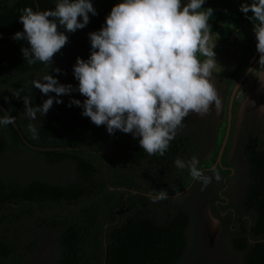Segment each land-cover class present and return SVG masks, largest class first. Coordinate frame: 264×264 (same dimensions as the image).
I'll list each match as a JSON object with an SVG mask.
<instances>
[{
	"label": "trees",
	"instance_id": "1",
	"mask_svg": "<svg viewBox=\"0 0 264 264\" xmlns=\"http://www.w3.org/2000/svg\"><path fill=\"white\" fill-rule=\"evenodd\" d=\"M55 2L3 0L0 35L24 30L19 21L22 9L38 10L37 3L40 11L54 9ZM118 2L93 0L98 15L89 14V33L102 28ZM28 46L27 41L0 40V98L30 144L64 150L34 151L8 125L0 129V162L9 152L23 153L43 159L51 167L67 165L68 170L61 183L0 175V264H185L191 210L169 199L154 202L155 197L146 194L178 187L190 176L187 170L177 169L174 161L199 156L208 141L205 124L188 116L185 127L161 156L146 153L132 134L117 131L107 135L102 126L82 115L81 107H68L72 97H59L62 104L54 103L46 116L32 121L25 114L24 99L36 106L38 93L28 77L46 68L40 63L27 64L21 50ZM90 55L89 40L86 51L69 57L72 71L78 57L87 60ZM4 61L23 78H3ZM3 115L0 109V117ZM30 123L37 128L38 139L29 131ZM234 129L233 118L230 139ZM69 147L76 150L69 151ZM237 153L248 182L239 203L223 206L234 232L230 243L243 264H264V134L257 132L253 122L243 129ZM223 166L224 159L216 169L223 172ZM205 174L212 175L210 170ZM222 179L220 193L225 194L227 180ZM194 181L186 188L194 186ZM220 193L217 200H221Z\"/></svg>",
	"mask_w": 264,
	"mask_h": 264
},
{
	"label": "clouds",
	"instance_id": "2",
	"mask_svg": "<svg viewBox=\"0 0 264 264\" xmlns=\"http://www.w3.org/2000/svg\"><path fill=\"white\" fill-rule=\"evenodd\" d=\"M206 0H119L99 31L89 33L91 55L78 57L74 77L78 88L63 84L50 74L55 54L68 43L67 33H75L98 15L93 0H56L54 9L21 10L23 31L13 39L27 41L22 48L27 64L40 63L47 69L31 81V87L49 96L42 106L25 98V114L32 120L46 116L54 103H63L64 95L76 90L86 99H70L83 109L82 115L97 126L106 125L109 134L117 131L139 138L149 155L163 156L171 142L185 127L191 114L206 116L215 107L220 111L222 99L214 82L219 66L211 42L209 21L214 9H205ZM240 11L253 22L259 65L264 69V0H245ZM252 15L249 16L248 13ZM82 18V20L80 19ZM64 28L65 31L60 29ZM54 71L59 75L60 68ZM9 114L0 117V129L12 125ZM34 139L38 130L28 125ZM200 159L177 157L174 166L207 187L213 179H222L216 168L205 175ZM177 193L175 198L181 196ZM167 190L158 191L154 202L168 200Z\"/></svg>",
	"mask_w": 264,
	"mask_h": 264
},
{
	"label": "rangeland",
	"instance_id": "3",
	"mask_svg": "<svg viewBox=\"0 0 264 264\" xmlns=\"http://www.w3.org/2000/svg\"><path fill=\"white\" fill-rule=\"evenodd\" d=\"M210 1L208 0V2ZM244 2L245 0H213L211 3L203 5L205 9L209 7L214 9L209 24L211 26V42L216 44L214 51L219 65L214 70V82L222 99V107L220 111H216L213 107L210 113L203 117L195 113L189 115L196 122L205 124L208 131V141L204 142L198 156L202 169L215 165L227 131L229 104L234 87L259 59L260 54L256 47L257 40L253 22L240 11V6ZM247 2L251 3V0H247ZM248 15L251 16L252 13L249 12ZM80 19L82 20V18ZM61 31L66 32L64 28ZM66 34L69 37L68 43L55 54L50 74L57 76L63 84H72L75 89L78 88L79 82L74 77L69 57L87 50L90 40L89 31L86 26L75 33L66 32ZM3 67L2 76L6 80L23 78L22 75L15 73L6 61H4ZM55 68L62 70L59 75L54 71ZM28 78L31 82L38 78V75ZM35 89L38 93L36 106H42L49 96H56L55 93L45 96L39 89ZM64 96L79 99L82 102L86 99L76 90L71 95ZM41 118L39 114L36 117L37 120ZM252 122L257 132L264 134V69H261L260 65L243 83L235 100V129L229 140V150L225 151L223 157L226 169L220 172L221 177L227 180L224 195L229 197V205L239 203L245 193L248 174L246 167L239 160L237 148L243 129ZM102 127L108 135L106 125H102ZM67 170V165L51 167L45 160H38L30 154L23 153L9 152L0 162V175L17 177L22 181L41 178L61 183L66 180ZM192 179L189 176L182 185L167 190L168 194L184 191ZM222 180L218 182L213 179L207 187L195 180V183L193 182L195 185L178 197L179 202L173 201L177 199L175 198L176 194L169 196V200L174 205H179V203L186 205L193 214L189 228L190 251L185 264H243L242 256L233 249L230 243L234 232L231 231L232 227L226 218L228 212L225 214L216 205L217 196L224 187ZM152 194L158 195V191L153 190Z\"/></svg>",
	"mask_w": 264,
	"mask_h": 264
},
{
	"label": "water",
	"instance_id": "4",
	"mask_svg": "<svg viewBox=\"0 0 264 264\" xmlns=\"http://www.w3.org/2000/svg\"><path fill=\"white\" fill-rule=\"evenodd\" d=\"M2 1L3 0H0V5H1ZM37 7H38V10H40L38 3H37ZM13 36L14 35H8V36H2V35H0V40H3V39H13ZM258 66H259V59L248 69V71L245 73V75L236 83V85L234 87V90L232 92L231 99H230V104H229L227 131H226V135H225L224 142L222 144L221 150L219 152V156H218L217 162L215 163V165L213 167H210V168H207V169H204V170H211L212 168H217L218 166H221L222 167V160H223L224 153H225V150H226V147L228 145V142H229V139H230V136H231V132H232L233 118H234V104H235V100L237 98V94H238L241 86L243 85V83L248 79V77L253 73V71ZM0 109L2 110V112L4 114L6 113V114H9L12 117H14L11 114V112L7 109V107L4 105L3 101L1 100V98H0ZM12 125L18 131V133L21 136L23 142L29 148H31L34 151H38V152H53V151H63L64 150V148H59V147H37V146H34V145L30 144L27 141V139L24 137V135H23V133H22V131L20 129V126L18 125L16 119L13 121V124ZM67 150L73 151V150H76V149L75 148H72V147H69ZM191 186H192V184L190 185V187ZM190 187L186 188L181 193L186 192ZM135 193H137V192H135ZM146 195L149 196V197H156L157 196V195L152 194V193L146 194ZM105 264H106V262H105Z\"/></svg>",
	"mask_w": 264,
	"mask_h": 264
},
{
	"label": "flooded vegetation",
	"instance_id": "5",
	"mask_svg": "<svg viewBox=\"0 0 264 264\" xmlns=\"http://www.w3.org/2000/svg\"><path fill=\"white\" fill-rule=\"evenodd\" d=\"M208 1V0H206ZM217 162V161H216ZM222 165H223V160H222ZM224 170L226 169V167H224ZM204 170V169H203ZM220 196H221V200H217L216 201V205L221 209V211L223 212V206H226V205H229L230 201L229 199L224 195L222 194V192L220 193ZM229 210H232V209H229ZM225 213V212H224ZM226 214V213H225Z\"/></svg>",
	"mask_w": 264,
	"mask_h": 264
}]
</instances>
